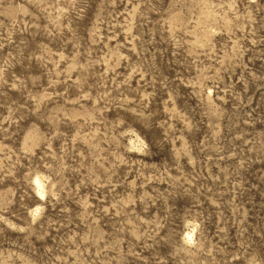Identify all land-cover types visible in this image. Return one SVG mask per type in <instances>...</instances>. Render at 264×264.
I'll list each match as a JSON object with an SVG mask.
<instances>
[{"label":"rangeland","instance_id":"1","mask_svg":"<svg viewBox=\"0 0 264 264\" xmlns=\"http://www.w3.org/2000/svg\"><path fill=\"white\" fill-rule=\"evenodd\" d=\"M0 264H264V0H0Z\"/></svg>","mask_w":264,"mask_h":264},{"label":"bare ground","instance_id":"2","mask_svg":"<svg viewBox=\"0 0 264 264\" xmlns=\"http://www.w3.org/2000/svg\"><path fill=\"white\" fill-rule=\"evenodd\" d=\"M36 186H37V189L40 190V188H41V184H40V182L37 181V180H36ZM39 193H40V192H39ZM187 236L190 237L191 235H190V234H187Z\"/></svg>","mask_w":264,"mask_h":264}]
</instances>
